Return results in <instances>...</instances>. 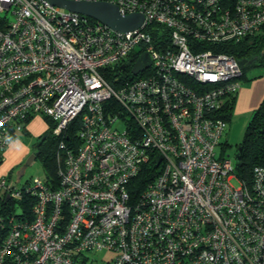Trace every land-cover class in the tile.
<instances>
[{"label":"built area","instance_id":"obj_1","mask_svg":"<svg viewBox=\"0 0 264 264\" xmlns=\"http://www.w3.org/2000/svg\"><path fill=\"white\" fill-rule=\"evenodd\" d=\"M102 1L143 25L118 32L49 0H0V162L6 138L43 115L58 181L0 177V204L31 199L30 217L0 214V264H264V166L246 181L223 155L242 66L218 51L261 31L264 0ZM142 53L151 63L133 74Z\"/></svg>","mask_w":264,"mask_h":264},{"label":"trees","instance_id":"obj_2","mask_svg":"<svg viewBox=\"0 0 264 264\" xmlns=\"http://www.w3.org/2000/svg\"><path fill=\"white\" fill-rule=\"evenodd\" d=\"M88 20H93L88 18ZM152 27V26H151ZM155 28L152 31L154 39H158L161 47H165L167 42L169 43L168 34L164 27L153 25ZM148 29V28H147ZM152 29H148L150 31ZM218 51H224L230 55H233L238 61L240 60H252V63L245 64L242 66V77H246L245 69L250 67H259L264 69V27L257 34L246 36L236 44H230L224 49ZM261 74L254 76L253 78L260 77ZM108 81L115 85L114 75L110 72L106 75ZM251 78V79H253ZM249 78V80H251ZM235 97L227 102L224 108V118L227 122L231 119L232 110L234 107ZM81 123V122H80ZM79 127V119H76L68 128V139L75 137V131ZM57 139L50 135V130L43 136L40 142L35 146L38 149L37 158L41 161V165L45 172V182L52 188L58 186L56 177V166L54 160V154L56 150ZM225 145V144H224ZM240 148L239 154L236 153L235 157H238L235 165V173L242 179L249 181L251 179L252 169L255 166H264V100L261 101L260 105L253 111L252 118L247 124L243 140L237 145V149ZM237 151V150H236ZM151 168H147L143 171L138 179L135 181V186L139 190L145 186V184L151 180ZM28 182V181H26ZM31 199L27 196H23L18 200H11L1 202L0 214L14 213L17 216L23 213L27 217L31 216ZM0 232V240H1Z\"/></svg>","mask_w":264,"mask_h":264},{"label":"rangeland","instance_id":"obj_3","mask_svg":"<svg viewBox=\"0 0 264 264\" xmlns=\"http://www.w3.org/2000/svg\"><path fill=\"white\" fill-rule=\"evenodd\" d=\"M262 71H264V69H260L259 67H250L246 68L244 72L248 78L261 73L260 77L257 76V78L261 79L264 78V72ZM242 80L243 79L240 81L242 82ZM252 114L253 112L237 115L234 109L232 110L226 133L222 137V143L225 144L223 155L229 156L233 164L236 162L237 145L243 140L247 124L252 118ZM52 125L50 119L39 114L33 116L26 122L24 131H19L16 137L11 139L6 146L5 152L12 150V153H8L5 157L4 152L3 159L0 162V174L4 175V173H6L4 176H7L9 178L8 180L16 185H20L34 177L45 178V172L41 165V161L36 157L28 164L27 160L33 153L35 146L40 142L47 131L51 129ZM220 152V148L217 147V155H219ZM113 254V251L105 250L95 253L94 256L98 261L101 259L105 261L114 256Z\"/></svg>","mask_w":264,"mask_h":264},{"label":"water","instance_id":"obj_4","mask_svg":"<svg viewBox=\"0 0 264 264\" xmlns=\"http://www.w3.org/2000/svg\"><path fill=\"white\" fill-rule=\"evenodd\" d=\"M52 5L62 8L66 11L77 13L82 17L91 18L108 26L110 29L118 32H129L138 29L144 23V16L141 13H130L123 15L120 13L117 5L102 0H49ZM127 60L126 65L130 64ZM150 58L147 53H142L139 60L132 67V73L137 74L150 65ZM252 63V60H240L239 64ZM125 65L121 66L124 68ZM240 148L236 153L239 154ZM38 155L33 152L27 160L30 164ZM238 161V157H236Z\"/></svg>","mask_w":264,"mask_h":264},{"label":"crops","instance_id":"obj_5","mask_svg":"<svg viewBox=\"0 0 264 264\" xmlns=\"http://www.w3.org/2000/svg\"><path fill=\"white\" fill-rule=\"evenodd\" d=\"M262 100H264V78H253L249 80L248 76H246L243 78L240 89L235 97L233 109L237 115L250 113L260 105ZM11 151H6L5 157L8 153H12ZM4 175L0 174V177Z\"/></svg>","mask_w":264,"mask_h":264},{"label":"flooded vegetation","instance_id":"obj_6","mask_svg":"<svg viewBox=\"0 0 264 264\" xmlns=\"http://www.w3.org/2000/svg\"><path fill=\"white\" fill-rule=\"evenodd\" d=\"M33 152H38V149L35 147L34 151Z\"/></svg>","mask_w":264,"mask_h":264},{"label":"clouds","instance_id":"obj_7","mask_svg":"<svg viewBox=\"0 0 264 264\" xmlns=\"http://www.w3.org/2000/svg\"><path fill=\"white\" fill-rule=\"evenodd\" d=\"M11 139H12L11 137L6 138V140H11Z\"/></svg>","mask_w":264,"mask_h":264}]
</instances>
